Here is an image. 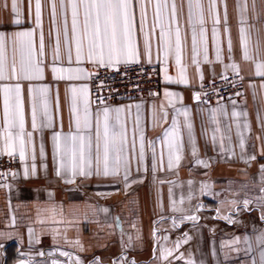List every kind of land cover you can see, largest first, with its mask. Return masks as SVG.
<instances>
[{
    "label": "crops",
    "instance_id": "obj_1",
    "mask_svg": "<svg viewBox=\"0 0 264 264\" xmlns=\"http://www.w3.org/2000/svg\"><path fill=\"white\" fill-rule=\"evenodd\" d=\"M12 0H0V31L8 33L34 27V0L32 18H29L28 0H18L24 23L9 25ZM43 32L45 37L46 66L45 78L32 81L34 86L47 84L50 87L53 128H43L34 132L35 161L30 151L25 161L11 173L8 186L0 188V264H114L121 256L125 264H185L192 259L195 264H253L259 261L260 245L255 237L264 232V209L261 207L260 191L264 187V77L255 75L256 61H264V0H255L256 9L252 10L253 0H246L245 19L249 41V53L253 59H243L240 43V11L237 0H226L227 27L230 30L232 51L228 50V36L224 28L225 0H218L217 11L221 23L217 26L221 49V60H216V44L212 38V21L205 7V29L208 48V62L204 60L203 47L199 40L197 25L199 71L192 63V28L188 19L187 0H175L178 22L184 38L183 63L187 66L188 83L166 84L155 97L122 102L113 107L131 106V111L122 114L125 122L127 143L125 155L130 160L129 179L124 180L121 167L115 176L96 174L93 163L92 175L73 177L70 171L60 169V156L54 158L53 131L67 134L70 130V112L66 89L69 83L75 86L87 84L83 81H53L50 70L51 49L55 34L49 36L52 28L50 9L43 0ZM244 0H241L243 4ZM171 0H169L170 15ZM195 11V10H194ZM154 19V7H148V23ZM70 27V19H69ZM136 29L143 52V40L139 33V9H136ZM157 28L153 40L151 63L159 64L163 76V54L157 59ZM38 44V33H37ZM63 52V35L61 34ZM140 62H147L141 56ZM238 65V74L231 65ZM67 66V64L63 65ZM75 66V65H73ZM123 66V64L118 67ZM89 71H95L85 64ZM168 75L177 77L173 57L168 62ZM203 77L201 79L200 77ZM239 75L246 81L245 92L230 100L217 104H203L194 99L196 91L205 83L213 80ZM24 84V105L26 128L31 131L30 102L28 82ZM57 89L59 91V110L56 107ZM166 91L179 93L182 101H175V107L167 104ZM89 99L93 113L96 108ZM233 101L235 103H233ZM141 105L139 124L136 123L137 110ZM167 112V118L163 116ZM188 109L187 117L183 109ZM177 109H181L177 112ZM213 109H216L213 113ZM220 109H223L221 111ZM235 111L241 115L232 116ZM173 119L180 130L183 152L179 165L168 167V147L163 133L172 127ZM186 121L192 124L196 155L192 154V144L188 139ZM41 117L38 114V124ZM247 124L250 128H245ZM3 125V98L0 95V126ZM74 130V124L72 125ZM243 135L245 147H239ZM91 134L95 136V126ZM144 140V160H139L140 136ZM213 136L216 137L215 143ZM135 139V151L132 142ZM43 144L44 156L40 155ZM223 145V147H222ZM153 149L156 153L153 170ZM94 151V149H93ZM161 153L163 157L161 158ZM8 156L0 155V158ZM17 157L19 154L16 153ZM255 156V160L249 159ZM115 154H112L114 159ZM197 161H203L198 163ZM35 163L36 173L31 172ZM25 168L28 175H25ZM16 175L13 176L12 174ZM68 180L73 182L69 183ZM250 203L245 206L244 201ZM176 211H173V209ZM107 211H104V210ZM195 215L197 219L187 220L186 216ZM231 218L230 220L228 218ZM175 221V225L173 224ZM187 234L190 239L183 243ZM167 237V239H165ZM239 237L240 242L234 243ZM248 237L253 251L245 253ZM131 238V239H129ZM177 241H181L175 250ZM162 249H173L167 261L161 259ZM43 253V255H41ZM68 253V256L61 255ZM183 254L184 259H177Z\"/></svg>",
    "mask_w": 264,
    "mask_h": 264
},
{
    "label": "snow or ice",
    "instance_id": "obj_2",
    "mask_svg": "<svg viewBox=\"0 0 264 264\" xmlns=\"http://www.w3.org/2000/svg\"><path fill=\"white\" fill-rule=\"evenodd\" d=\"M50 9V21L52 28L49 36L55 34V43L51 49L50 70L53 81H83L89 80L95 76V71H89L85 64L91 65L93 70L104 68H117L123 64L125 66L140 62L141 56L145 57L147 62L151 63L153 40L157 28L159 29L158 40L156 41L157 59L163 54L164 79L169 83L187 84V66L183 63L184 38L178 22V10L175 0H171L169 15V0H47ZM207 15L211 18L212 38L216 44V60H221V49L219 41V32L217 26L221 23L220 15L217 11L218 0H207ZM188 19L192 28V63L197 65L199 71V62L197 60L198 41L197 25H199V42L203 47L205 62H208V48L205 29V7L203 0H187ZM154 7V19L149 26L148 7ZM237 7L240 11V43L243 49V59H253L249 53V41L247 29L244 25L247 23L245 12L247 9L246 0L243 4L237 0ZM33 0H28L29 18H32ZM43 0H34V27L26 30L14 31L11 33L0 31V95L3 98V125L0 126V155L7 154L15 158L16 153L19 159L25 161L28 153L32 152V160L35 161L34 132L43 128H53V116L51 112L50 87L45 84L34 86L32 81H42L45 78L46 53L45 37L43 32ZM139 9V33L143 40V52L140 50V43L137 37L136 29V9ZM255 0L252 2V10L255 11ZM195 10V11H194ZM11 14L13 18L9 25H21L24 23L22 13L19 9L18 0L11 2ZM70 19V27H69ZM225 33L228 36V50L232 51V40L230 30L227 25V4L225 0L224 11ZM38 33V44H37ZM61 34L63 35V52L61 51ZM170 57L174 58L177 68V77L168 75V62ZM67 64V66H63ZM75 65V66H73ZM231 67L238 74L239 68L235 63L226 65ZM255 75L264 77V61L255 62ZM203 79L202 75L200 77ZM226 79V77H224ZM28 82V95L30 102L31 131L26 128V115L24 105V84ZM104 87L103 82L99 85ZM264 88V85H261ZM67 92V102L70 112V130L67 134L59 131H53L52 143L54 158L60 156V163L56 175L60 176V169L70 171L73 177L92 175L93 163L96 165V174H101L100 165L103 164V175H117L119 169H124V180L129 179L130 160L125 155V146L127 143L126 127L122 114L131 111V106L111 107L107 105L106 98L97 96L99 105L95 112L91 110V101L89 99V87L82 84L75 86L69 83ZM206 95V94H205ZM239 95V93H237ZM167 104L175 107V101H182L179 93L166 91L164 93ZM196 101L201 100V95L197 93L194 96ZM233 103H235L233 101ZM56 107L59 110V91L57 89ZM137 110L136 123L139 124V110L141 105H135ZM163 116L167 118V112L163 111ZM223 111V109H220ZM181 109H177L180 112ZM213 113L217 111L212 110ZM187 117L188 109H183ZM38 114L41 122L38 124ZM241 115L235 111L233 117ZM93 119L95 126V136L91 130L93 128ZM74 124V130L72 125ZM188 130V139L192 144V154L196 155L195 141L192 136V124L186 121ZM245 128H250L245 124ZM240 136L239 147L243 150L245 141L243 135ZM164 143L168 147V167L173 166V157L178 166L183 158V145L180 141V130L177 127L175 119L172 121V127L166 129L163 133ZM216 137L213 136L215 143ZM144 140L140 136L139 160H144ZM223 147V145H222ZM133 152L135 151V139L132 142ZM94 149V151H93ZM112 154H115L112 159ZM40 155L44 156L43 144L40 147ZM163 153H161V158ZM249 159L255 160V156ZM156 153L153 149V170H155ZM203 163V161H197ZM264 172V165L261 166ZM31 172L36 173V165L32 163ZM13 176L16 174L13 173ZM25 175H28V169L25 168ZM67 182L71 183L72 180ZM4 186V185H0ZM264 193V187L260 189ZM261 207L264 209V196L260 198ZM250 201L245 200L247 206ZM104 211H107L106 209ZM173 211H176L174 208ZM184 219L195 221V215L186 216ZM231 219L230 217L228 218ZM264 220V215L261 216ZM175 221L173 224L175 225ZM131 239V238H129ZM167 239V237H165ZM190 237L185 234L183 243H187ZM260 245L258 264H264V232L255 237ZM237 237L234 243H239ZM248 247L245 253L253 251L252 244L248 237L244 238ZM181 241H177L175 250H178ZM173 249H162L161 259L167 261L173 255ZM43 255V253H41ZM68 256V253H61ZM177 259L183 260V254ZM126 258L121 256L114 264H125ZM53 264H57L53 261ZM76 264H82L77 258ZM95 264H101L99 259ZM130 264H135L131 261ZM185 264H195L192 259L185 261ZM253 264H257L253 260Z\"/></svg>",
    "mask_w": 264,
    "mask_h": 264
},
{
    "label": "built area",
    "instance_id": "obj_3",
    "mask_svg": "<svg viewBox=\"0 0 264 264\" xmlns=\"http://www.w3.org/2000/svg\"><path fill=\"white\" fill-rule=\"evenodd\" d=\"M101 82L104 84L102 88L99 87ZM165 84L160 65L144 62L123 65L118 70L101 67L95 70V76L89 80L90 96L95 107L99 105L97 96L105 97L107 105L113 107L122 102L155 97ZM245 89L246 81L239 75H231L226 79L223 77L205 83L196 94L201 95L199 102L210 105L239 96ZM19 164L17 156L0 158V185H4L0 188L8 186L10 175Z\"/></svg>",
    "mask_w": 264,
    "mask_h": 264
}]
</instances>
